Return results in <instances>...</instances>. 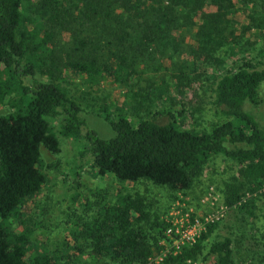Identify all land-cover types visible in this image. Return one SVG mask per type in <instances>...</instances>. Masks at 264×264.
<instances>
[{
	"label": "trees",
	"instance_id": "trees-1",
	"mask_svg": "<svg viewBox=\"0 0 264 264\" xmlns=\"http://www.w3.org/2000/svg\"><path fill=\"white\" fill-rule=\"evenodd\" d=\"M237 3L248 11L244 21L232 16ZM253 4V0H0V104L13 108L0 113V264H108L102 255L118 264H185L207 256L211 264H234L229 235L213 240L204 252L203 240L217 222L164 262L155 261L153 253L160 249L168 222L151 219L144 197L127 190L105 202L103 216L91 230L84 226L82 237L92 251V263L82 262L83 244H73L64 257L47 251L28 255L26 232L10 231L8 217L44 182L39 146L58 150L46 117L57 120L62 135L83 138L75 173L88 162L97 174H110L120 182L145 179L183 190L211 155L221 153L236 163L237 173L236 183L224 185V202L246 217L254 216L256 196L236 204L244 191L256 194L264 189V126L246 107L260 100L264 79V42L250 38L260 34L264 40V0ZM189 30L190 42L185 39ZM62 32L67 34L63 41ZM220 50L240 55L226 64ZM155 53L172 62L175 54L184 56L171 62V82L164 81L156 91L150 78L144 86L131 81L157 69L147 64ZM208 68V84L199 88ZM64 69L89 87L109 77L125 89L123 98L113 103L101 97L96 105L79 100L57 83ZM167 85L178 94L206 91L216 117L207 129L182 125L188 113L185 104L148 109L157 100V91ZM82 104L109 125L111 135L100 137L85 130ZM261 238L264 246V233ZM259 255L260 249L256 264H264Z\"/></svg>",
	"mask_w": 264,
	"mask_h": 264
},
{
	"label": "rangeland",
	"instance_id": "rangeland-1",
	"mask_svg": "<svg viewBox=\"0 0 264 264\" xmlns=\"http://www.w3.org/2000/svg\"><path fill=\"white\" fill-rule=\"evenodd\" d=\"M253 2L256 4L257 0H253ZM236 5L238 8L232 16L238 21L246 20L247 9L239 3ZM239 24L236 25V32H238ZM192 27L195 28L194 25ZM192 31L186 32L185 39L188 42L193 41L189 35ZM245 32L240 37L242 42L246 40L247 32ZM250 36L257 43L262 44L264 42L260 34L255 38L252 34ZM60 38L62 41L66 40L67 34L62 32ZM221 50L219 52L225 56L222 59L225 60L226 64L233 60L236 61L240 55V53L224 55ZM250 53L253 54L254 51H250ZM244 54L249 56L248 51ZM177 56L178 54L173 56V62L184 59L183 53L181 56ZM171 62V58L166 56L158 57L156 55V57L149 58L147 64L157 66V69H148L136 80L131 81H136L139 85L144 86L145 79L150 78L149 84L152 90L156 91V88L162 86L164 81L168 84L171 82V72L174 68L173 62ZM211 68L216 72L222 70L215 66H211ZM209 71L210 68L203 73L202 86L199 88L204 89L207 86L208 81L205 76L209 74ZM37 76L46 79V76L40 73ZM59 77L57 83L64 87L69 94H73L82 101L84 99L87 102L92 100L91 102L95 101L96 105L101 97L111 98L113 103H119L123 98L125 89L121 85L113 83L109 77L91 87L86 85L80 76L68 71V69H64ZM157 92L158 95H155L156 98H154L157 100L151 103L148 109L154 110L169 105L179 108L181 104H185L188 113L186 112L187 114L181 122L184 127L207 129L210 121L216 118L206 91L197 89L195 93L178 94L170 85H167L164 91L161 87ZM258 97L260 100L257 103H248L246 107L264 126V79L260 83ZM82 106L81 115L85 121V130H94L100 137H107L112 134L111 128L104 120L84 104ZM12 109L9 105L0 104V113H7ZM46 119H48L50 130L57 137L58 150L52 152L43 145L39 146V167L45 175L44 182L37 192L25 197L16 211L8 217L10 231L26 232L28 240L26 252L28 255L36 251H47L56 256L62 255L64 257L66 253L72 250L70 247L73 244H83L82 262L92 263L94 260L92 251L88 246H85L84 226L88 225V229L91 230V226L94 227L97 220L100 222L105 202L114 199L120 191L127 190L131 193L141 194L144 197L150 218L155 219L157 217L159 220L168 222L165 227L169 225L171 218L178 217L184 212H187L189 217L220 212L218 219L214 221V223L217 222V226L203 240L204 252L213 240L223 235H229L233 239L234 264H256L258 249L261 250V255L264 258V246L261 242V233H264V189H260L256 194H249L244 191L245 193L236 203L239 204L250 195L256 196L254 216L246 217L233 209V205H227L224 202V185L226 182H237L235 178L237 174L235 171L236 163L230 158L221 153L211 155L190 187L183 190H170L145 179L120 182L110 174H97L88 162L80 171L75 173L73 170L75 156L83 144V138L62 135L57 130V120L51 117H46ZM207 226L208 224L205 229ZM73 232L76 236L73 235ZM159 243L161 245L159 251L153 253V258L159 263L178 252L171 251L173 250L172 246L166 243L163 237L159 239ZM182 246L184 245H181L180 248ZM98 260L100 261V259ZM101 260L107 261L108 264H118L111 261L107 255H102ZM185 264H211L210 256H207L206 259L186 260Z\"/></svg>",
	"mask_w": 264,
	"mask_h": 264
},
{
	"label": "built area",
	"instance_id": "built-area-1",
	"mask_svg": "<svg viewBox=\"0 0 264 264\" xmlns=\"http://www.w3.org/2000/svg\"><path fill=\"white\" fill-rule=\"evenodd\" d=\"M219 214L220 212H212L202 216L189 217L188 213L184 212L178 217L170 219L169 225L163 230V239L172 246L173 250L171 251H179L181 245L194 242L207 224L218 219Z\"/></svg>",
	"mask_w": 264,
	"mask_h": 264
}]
</instances>
